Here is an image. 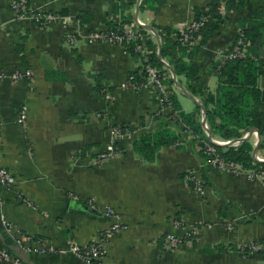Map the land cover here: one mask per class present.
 <instances>
[{"label":"crops","instance_id":"obj_1","mask_svg":"<svg viewBox=\"0 0 264 264\" xmlns=\"http://www.w3.org/2000/svg\"><path fill=\"white\" fill-rule=\"evenodd\" d=\"M18 1L27 5L22 15L13 7ZM211 1L0 0V167L17 176L14 189H0V243L24 264L86 263L69 251H24L7 222L64 250L73 242L91 243L116 222L117 216L107 213L110 208L121 215L124 227L110 240L104 264H264V176L248 177V171L261 167L238 164L242 171L235 172L209 164L201 146L205 141L180 116V111L196 112L206 133L201 120L204 95L190 86L216 90L217 52L233 46L243 22L264 0L234 7L199 52L197 78L177 75L179 86H169L178 101L179 122L161 115L152 90L123 89L131 72L140 70L138 52L106 41L89 44L85 37L73 46L67 38L78 29L90 33L140 21L138 26L151 42L149 49L174 67L180 54L166 49L163 56L162 45H172L196 9ZM44 12L66 17V25L38 19ZM24 69L32 70V75L12 78L15 70ZM164 76L169 81L167 70ZM260 86L264 89V76ZM104 88L109 96L103 94ZM23 108L26 125L18 120ZM115 125L128 128L131 138L119 141L114 156L94 163L112 142ZM163 126L177 139L156 150L152 160L145 159L135 141ZM255 130L241 129L235 138L248 134L243 141L253 145L254 159L264 162L257 158H264V134ZM209 132L210 142L227 140ZM189 172L205 180V195L186 179ZM176 218L196 226L198 233L183 234L179 245L171 248L168 233L183 232L175 229ZM252 241L261 248L244 251L243 245Z\"/></svg>","mask_w":264,"mask_h":264},{"label":"built area","instance_id":"obj_2","mask_svg":"<svg viewBox=\"0 0 264 264\" xmlns=\"http://www.w3.org/2000/svg\"><path fill=\"white\" fill-rule=\"evenodd\" d=\"M15 12L18 15H22L23 10L27 7L25 2L18 1L13 5ZM38 19L44 22H62L64 25L67 23V18L62 17L56 13L44 12L40 13ZM207 18L202 16L199 20L193 18L188 24L186 28L180 30V36L178 38L174 37V39L178 40L182 46H192L196 44L198 37H195V33L204 25ZM140 22V21H139ZM138 22V23H139ZM138 23L134 24H124L117 25L115 29L111 28H102L93 30L90 33L83 32L81 29H78L76 32L68 35V41L71 45H77L80 37H85L86 41L89 44L99 43L101 41L111 42L114 44L129 46L134 45V51L138 52L141 56V66L138 74L140 78H137L136 75L130 74L126 81L122 83L123 89H127L130 91H141L143 89L152 90L157 97L158 104L160 106L159 112L161 115H165V118L171 122H179V116L177 111L172 108L171 95L173 94V89H171L164 82V74L167 70L169 72V77L174 81V86H179V81L177 79V75H174V67L170 65L168 61L165 59H161L164 64L162 68H159L151 61L152 51L149 49L147 45V32L141 29L138 26ZM237 41L232 48L228 51H218L217 54L219 56L217 70H220L222 65H224L228 60L236 59L244 57L246 54L244 35L240 31L237 36ZM179 46L176 47L175 52L179 53ZM160 52H157V54ZM160 56V54H158ZM137 74V75H138ZM32 75V70L24 69V70H15L12 74V78L14 80H19L21 78H28ZM103 94L110 95V92L107 88L103 89ZM18 120L20 123L26 125L27 123V113L25 108L21 109L19 112ZM202 123L207 135L210 136V127L206 119V113L203 112L202 115ZM112 142L101 152L98 153L97 157L94 159V163H100L103 160H106L116 153L119 152L120 146L119 141L128 137L131 138V131L122 127L121 125L112 126ZM255 133L257 131L255 130ZM248 134L243 135L241 138L235 139H225V140H212L209 143H205L204 145V153L208 156V163L212 165H217L222 169L232 170L235 172L242 171V167L238 164H228L223 159H221L218 155V151L213 144L227 146L233 145L238 147L241 145L244 138H246ZM258 160L262 161L264 158L257 156ZM264 176V169H253L248 171L249 178H262ZM186 179L192 183L194 189L200 193L201 195H205L207 191V186L205 180L196 176L193 172H189L186 176ZM17 183V176L15 173L5 167H0V189H8L12 190L15 188ZM2 200V196L0 194V203ZM108 214H112L117 216V221L114 222L110 227L104 229L99 233L97 238L93 240L89 244H78V243H70L67 249H59L56 246L49 243L44 238L33 239L30 236H27L22 232L19 228H17L13 223L7 222L8 231L11 232L17 245L21 247L26 252L32 253H40L47 254L53 252H72L78 258H80L86 264H104V257L107 253V246L114 235L121 232L124 227V223L122 222L121 215L114 209H108ZM173 225L175 229L182 230V234H178L176 232H169L167 235V244L169 247H177L181 240L183 239V234H188L189 236L198 233L196 226H186L182 220L174 219ZM227 227L229 229L233 228L232 223H228ZM261 248V244L258 241L247 242L243 245L244 251L256 252ZM0 264H24L21 257L14 255L9 248L3 246L0 243Z\"/></svg>","mask_w":264,"mask_h":264},{"label":"trees","instance_id":"obj_3","mask_svg":"<svg viewBox=\"0 0 264 264\" xmlns=\"http://www.w3.org/2000/svg\"><path fill=\"white\" fill-rule=\"evenodd\" d=\"M246 2L247 0H212L207 7L196 9L194 19L199 20L202 16L207 18L204 25L194 34L196 38L198 37L196 44L182 46L178 40L173 39L171 41L172 45L168 42L169 44L162 45L160 50L164 56L166 49L173 52L179 46L180 55L173 60L177 75H185L188 79L197 78L199 66L196 59L199 52L207 45L213 35L222 28L229 18L230 11L234 7L244 6ZM116 27L117 25L114 24L109 28L115 29ZM171 32L172 30H168L169 35ZM241 32L244 35L246 54L244 57L228 60L222 65L218 70L216 90L214 92L210 90L203 92L201 87L190 86L192 91L198 90L204 95L203 107L211 132L222 134L227 139L241 136L237 133L241 129H256L260 134H264V89L260 86V79L264 76V3L250 19L243 22ZM179 36L180 31H177L175 37L178 38ZM236 41L237 39L234 41L233 46ZM147 43L151 46L150 41ZM126 47L130 51H134L133 44ZM185 57L189 59L188 62ZM150 59L155 65L162 68L163 63L157 53H152ZM131 74L140 78L138 71H133ZM164 82L168 86L174 83L171 79L167 81L165 76ZM171 102L172 108L178 111L179 105L174 94L171 95ZM180 116L199 135L200 140L210 142L202 129L200 121L197 120L196 112L184 113L180 111ZM161 129L163 130H159L153 135H142L134 143L135 149L147 160H152L156 150L162 145L171 144L177 139L175 133L167 127L163 126ZM205 142H201L202 148ZM213 145L216 147L219 157L228 164H239L243 168L259 166L260 169H264V162H258L254 159L252 154L253 145L248 141H242L238 147Z\"/></svg>","mask_w":264,"mask_h":264},{"label":"rangeland","instance_id":"obj_4","mask_svg":"<svg viewBox=\"0 0 264 264\" xmlns=\"http://www.w3.org/2000/svg\"><path fill=\"white\" fill-rule=\"evenodd\" d=\"M180 54V53H179ZM216 68H217V66H216ZM175 71V70H174ZM176 73V72H175ZM177 75V74H176ZM170 79V78H169ZM179 81V80H178Z\"/></svg>","mask_w":264,"mask_h":264},{"label":"water","instance_id":"obj_5","mask_svg":"<svg viewBox=\"0 0 264 264\" xmlns=\"http://www.w3.org/2000/svg\"><path fill=\"white\" fill-rule=\"evenodd\" d=\"M174 75H176V73L174 72ZM245 139V138H244Z\"/></svg>","mask_w":264,"mask_h":264}]
</instances>
